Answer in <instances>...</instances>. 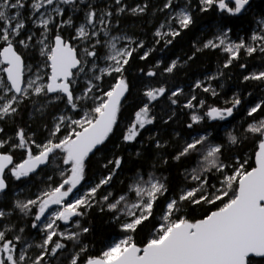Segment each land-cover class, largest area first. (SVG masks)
<instances>
[{"label":"snow or ice","instance_id":"6c2138e0","mask_svg":"<svg viewBox=\"0 0 264 264\" xmlns=\"http://www.w3.org/2000/svg\"><path fill=\"white\" fill-rule=\"evenodd\" d=\"M0 264H264V0H0Z\"/></svg>","mask_w":264,"mask_h":264}]
</instances>
